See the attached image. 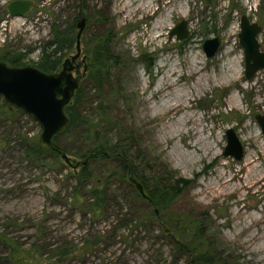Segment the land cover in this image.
<instances>
[{
	"label": "rangeland",
	"instance_id": "rangeland-1",
	"mask_svg": "<svg viewBox=\"0 0 264 264\" xmlns=\"http://www.w3.org/2000/svg\"><path fill=\"white\" fill-rule=\"evenodd\" d=\"M12 1L0 0V58L19 54L35 67L54 26L64 29L82 14L80 57L72 61L75 43L63 61L83 77L85 129L96 126L103 140L129 145L140 175L150 179L163 164L192 183L157 209L173 222L168 228L147 217L148 204L119 176L106 184L112 169L119 173L115 162H95L94 184L109 196L103 214L93 216L85 202L91 188L72 199V169L51 157L44 164L25 158L23 140L39 141L37 121L24 112L1 116L0 264L196 262L183 239L212 250L219 264H264V136L256 119L264 115V70L246 78L238 37L246 14L262 27L264 51V0H23L34 4L21 17L9 15ZM182 21L189 36L179 41L170 34ZM106 33L113 59L100 91L90 77L93 38ZM215 37L220 51L207 59L203 43ZM230 129L245 149L241 161L224 156ZM79 130L58 143L83 150Z\"/></svg>",
	"mask_w": 264,
	"mask_h": 264
},
{
	"label": "trees",
	"instance_id": "trees-1",
	"mask_svg": "<svg viewBox=\"0 0 264 264\" xmlns=\"http://www.w3.org/2000/svg\"><path fill=\"white\" fill-rule=\"evenodd\" d=\"M82 14H79L72 22L61 29L58 26L53 28V38L46 42L41 48V54L38 62L35 65L36 68L47 74L58 73L62 71L64 58L68 52L72 50L77 39V22ZM110 34V33H109ZM109 34H97L94 39V59L90 68V77L95 87L98 90H102L103 82L108 76V65L111 63L113 57L108 56L110 46L112 44L111 36ZM0 60L13 67H25L24 56L19 54H13L11 57L3 55ZM106 61L107 65L103 62ZM83 80V77H82ZM81 80V81H82ZM80 81L78 89L68 106L66 107V114L69 117V124L67 128L58 134L53 141L52 146H43L39 141L35 140H23L24 155L25 158L34 160L38 164H44L48 162V158H53L59 165H67L70 170V177L75 180V185L72 191V199L77 198V194L81 188H91L88 194L85 196V202L87 203L88 211L93 216H100L103 214L105 207L108 204V189L101 188L100 184L93 181L94 174L91 166L95 162H115L118 172L112 171L106 175V184L114 177H120L121 180L126 182L133 191V195L143 202L148 204L149 219L156 221H162L163 225L168 227L173 224L172 221H166L159 209H166L175 202L191 185V181L184 178H176L172 173H168V167L159 164L157 158L155 162L159 166L155 167L154 175L152 178H147L145 175H140L137 168L132 165V155L130 154L129 145L127 146L122 141L115 143L112 139H105L101 137L99 130L96 126H92L89 129H85L87 125L90 126L91 122L80 111L81 103L83 102L82 94V82ZM99 109H102L99 107ZM22 111L9 110L4 102L0 105V117L9 116L12 117L17 114H21ZM81 131H80V130ZM81 133V141L84 145V149L76 152L70 150L66 146H62L58 143L59 139L63 136L69 137L74 131ZM121 140V138H120ZM63 155L75 156L78 159L69 157V162L63 159ZM42 166V165H41ZM136 183L139 184L138 189ZM143 194L141 193V191ZM158 209V210H157ZM171 229V227H170ZM165 232L167 230L165 229ZM176 235V231L174 230ZM187 240V242L185 241ZM197 240H200V236ZM187 244L183 249L187 253L195 256L196 262L191 264H219V259L216 260L212 250H203L196 245L198 241H189L183 239ZM227 264V262H224Z\"/></svg>",
	"mask_w": 264,
	"mask_h": 264
},
{
	"label": "water",
	"instance_id": "water-1",
	"mask_svg": "<svg viewBox=\"0 0 264 264\" xmlns=\"http://www.w3.org/2000/svg\"><path fill=\"white\" fill-rule=\"evenodd\" d=\"M32 1L16 0L8 5V13L11 17L24 16L33 6ZM86 25V19L81 18L78 27L76 49L77 55L72 58L75 61L81 54V37ZM262 27L252 22L248 15L241 17L239 43L244 50L245 76L251 80L258 72L264 70V51L258 39ZM177 36L179 41L188 38L187 22L182 21L171 32L170 37ZM222 42L219 37L207 39L203 43V52L207 59L214 58L220 51ZM86 75L87 66L84 67ZM71 61L66 60L62 71L47 74L36 67H13L0 60V97L11 111H22L32 116L40 125L41 134L39 142L43 146H52L54 138L63 132L68 124L69 117L66 107L79 87L80 78H74ZM264 136V115L256 117ZM227 147L225 157H232L237 161L243 160L245 149L240 142L235 130L230 129L226 133ZM63 159L69 162V157L63 155ZM137 188L140 186L136 183ZM143 194L142 190H140Z\"/></svg>",
	"mask_w": 264,
	"mask_h": 264
},
{
	"label": "bare ground",
	"instance_id": "bare-ground-1",
	"mask_svg": "<svg viewBox=\"0 0 264 264\" xmlns=\"http://www.w3.org/2000/svg\"><path fill=\"white\" fill-rule=\"evenodd\" d=\"M145 8H146V9H150L151 6L148 5V6H146ZM174 72H176V71H174ZM191 72L193 73L192 70H191ZM181 93H183V90L180 91V94H181ZM180 96H181L182 98L184 97V96H182V95H180ZM168 109H169V111H171V112H173V113H176L177 110H178V106H177V104H173V105L169 106Z\"/></svg>",
	"mask_w": 264,
	"mask_h": 264
}]
</instances>
